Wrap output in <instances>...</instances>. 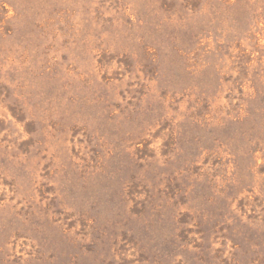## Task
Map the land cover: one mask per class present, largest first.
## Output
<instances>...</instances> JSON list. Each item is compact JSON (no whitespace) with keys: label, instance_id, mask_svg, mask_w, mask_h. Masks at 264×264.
<instances>
[{"label":"rangeland","instance_id":"rangeland-1","mask_svg":"<svg viewBox=\"0 0 264 264\" xmlns=\"http://www.w3.org/2000/svg\"><path fill=\"white\" fill-rule=\"evenodd\" d=\"M0 264H264V0H0Z\"/></svg>","mask_w":264,"mask_h":264}]
</instances>
